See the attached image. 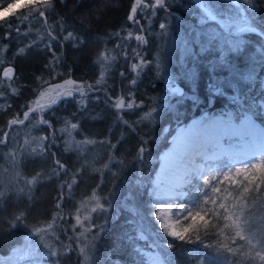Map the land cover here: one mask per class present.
Returning <instances> with one entry per match:
<instances>
[{"label": "trees", "instance_id": "obj_1", "mask_svg": "<svg viewBox=\"0 0 264 264\" xmlns=\"http://www.w3.org/2000/svg\"><path fill=\"white\" fill-rule=\"evenodd\" d=\"M19 1L15 15L5 16L12 26L0 22V264L33 257L46 264H152L147 250L165 264L239 259L207 247L215 237L203 236L202 225L199 240L195 232L185 240L167 235L156 219L152 189L160 154L193 117L229 111L236 121L251 113L264 126V0H251V7L237 0L256 30L236 34L217 21H201L193 0H165L136 27L129 16L137 0H53L51 8L41 6L43 17L34 13L24 22L17 16L28 12L22 7L27 0H0V10ZM208 4L220 17L234 10L228 0ZM101 53L110 57L103 67ZM140 58L146 64L133 73ZM66 80L80 84L83 97L68 95L46 106L41 115L47 123L35 122L31 113L24 119L48 86ZM123 96L133 107H115ZM86 140L95 143H80ZM251 158L222 156L209 170L235 169ZM37 173L36 182L27 183ZM206 176L187 185L184 202L193 215ZM93 192L103 209L92 210ZM247 214L259 235L264 195ZM36 228L46 230L43 237ZM85 245L87 260L80 251ZM18 248L30 255L11 261Z\"/></svg>", "mask_w": 264, "mask_h": 264}, {"label": "snow or ice", "instance_id": "obj_2", "mask_svg": "<svg viewBox=\"0 0 264 264\" xmlns=\"http://www.w3.org/2000/svg\"><path fill=\"white\" fill-rule=\"evenodd\" d=\"M249 7L252 6L251 0H247ZM53 0H27V2L22 5L28 9L26 14L17 16V19L21 22L27 21L32 14H38L43 17L45 12L41 10V6L44 9L52 7ZM137 3H141V0H137ZM163 0H155V5H148L149 7L162 6ZM9 8L12 7L11 4L8 5ZM133 13L136 11V6H133ZM15 15V13H13ZM132 19V16H129ZM0 22L7 24L8 27L12 25L7 22V18L0 16ZM247 24L248 21H245ZM164 25H161L163 28ZM246 30V29H241ZM19 31V29H17ZM131 35V33H130ZM68 37H72V33L68 34ZM137 40H143L142 36H137ZM23 52V49L20 50ZM102 64L107 62L110 57L105 53H101ZM134 68L138 67L133 65ZM11 69L5 71V76H8ZM104 72H101V79H103ZM74 83L71 81H65V84ZM100 83V81H97ZM59 88V86H55ZM90 87V86H89ZM81 92L83 88L79 89ZM43 95V93L41 94ZM65 95H71V92H65ZM133 107L131 103L125 105L123 99L117 102L115 107ZM44 105L36 101V108H29L25 112L24 119L29 118V113H34L38 109L42 110ZM155 111V109H153ZM146 116H151V113H147ZM47 123V121H42ZM11 124H23V119H13L10 121ZM71 127L74 129L77 125L72 124ZM5 139L7 134H4ZM44 139V138H42ZM5 140H0V143H4ZM27 143V141H26ZM84 143H95V141H82ZM143 151V149H141ZM56 163L60 165L59 161ZM107 165H105L106 167ZM234 173V175H233ZM39 177V173L27 181L29 184L36 182ZM216 181V183H213ZM71 187V185H69ZM202 193V198L194 203L196 209L195 215H193L192 208L185 204H172L167 205L169 210L176 209V216L179 218L182 213H187L185 217L191 219V223L187 225L182 231H177L174 228H170L167 223L162 222L161 228H163L167 235L174 237L175 239L185 240L190 239L189 233L195 232L196 239H201V225L203 229V236L209 237L214 236L215 239L212 240L210 244L207 245L209 248H214L220 254H229L232 257H239V259L232 262V264H244V261L251 260L253 264L259 261L260 264H264V231H260L259 235L251 230L252 218L247 214V210L251 208L255 203L256 199L261 195H264V146L261 147L260 153L257 156L253 152L252 158L247 163H241L240 167L235 169L228 168L223 172H216L209 170L207 176L203 179V185L198 189ZM95 202V207L93 211L97 209H103V204L99 202L100 198L96 196L93 192L90 198ZM164 207V205H161ZM157 220H165L166 217L162 216L160 213H156ZM79 221V217H77ZM55 223V217L52 223L47 225V230H51L53 224ZM35 233L41 235L45 233L44 228L34 229ZM243 241L244 243H239ZM168 248L172 247V244L167 245ZM87 248L85 245L80 249L81 254L85 255V260L89 259L87 256ZM152 264H163V261L159 255L151 257Z\"/></svg>", "mask_w": 264, "mask_h": 264}, {"label": "rangeland", "instance_id": "obj_3", "mask_svg": "<svg viewBox=\"0 0 264 264\" xmlns=\"http://www.w3.org/2000/svg\"><path fill=\"white\" fill-rule=\"evenodd\" d=\"M22 0L21 2H23ZM195 2V6L199 8L201 11V21H205L207 19H211L214 21H217L220 26L224 29H226L229 33H239L242 30L241 29H254L250 25L245 23V20L247 19L244 10L240 7L237 0H228L230 3V6L234 8V10H226V13L223 17H220L218 13L212 9L208 2L209 0H193ZM20 4V1L17 3L12 4V7H6L2 10H0V16H7L14 12V10L17 8V6ZM165 0H163L162 6H164ZM148 5H155V0H141V3H136V11L132 14L133 17V24L134 26H138L139 24H142L143 19L148 17H152L157 14L158 8L162 6H154L149 7ZM176 17L179 19V13H175ZM245 31V30H243ZM136 36H139V32L135 33ZM139 41V40H138ZM106 64L105 62H103ZM146 64V62L143 61L142 58L135 61L134 65H137L138 67L134 68L132 67L133 73H138L139 68L143 67ZM11 69L12 67L8 66L3 69L2 71V77L6 80H9L11 77L5 76V71ZM5 80V81H6ZM71 81V80H66ZM73 82V81H71ZM55 86H59V88H56ZM264 86V81H263ZM83 88L80 84L77 83H68L65 84V81L59 84H53L48 86L44 91L43 95H40L37 100H39V103L44 105L43 109L53 103H56L61 97L68 96L65 95V92L70 91L71 95H82L85 94V89L83 88V91L81 92L79 89ZM179 88H175L174 91H178ZM69 95V96H71ZM230 98L232 99L233 103L238 102V97L236 95H231ZM82 99V98H81ZM84 99V98H83ZM123 99V102L125 105L128 103L133 102V99L129 97H121ZM36 100V101H37ZM36 101L35 106L33 108H36ZM241 106V105H240ZM127 107V106H126ZM262 112L264 113V102L261 103ZM42 110H37L32 114V117L34 116L35 122H42ZM36 115V116H35ZM194 118L199 120V124L202 128L211 129V127H217L218 128V134L219 137L215 140H212V142H209V140H205L203 148V152H198L193 154L192 157L189 158V161L187 166V170L184 172V175L181 177L178 174L177 169H179L178 166L170 168V167H163L161 165V156H167L170 149L172 141L170 139V145L162 151L159 157V166L155 173L154 177V187L152 189L153 197L158 205V213H160L162 216L166 217L165 220L160 221V224L162 222L167 223L170 228H174L177 231H182L189 222L191 223L190 218H185L187 216V213H182L181 216L178 218L176 216V209L169 210L167 205L172 204H185L184 197L186 195V189L187 185L193 178H203L206 173L209 171V162L211 160H215L222 156H245V157H252L253 152L256 153L258 156L261 150V147L264 146V126L258 122L254 116L251 113H243L241 118L239 120L234 119L233 115L227 111L225 112V115H210L208 112H205L201 114L200 116H195L190 121H193ZM189 121V122H190ZM202 121H204L202 123ZM181 124L175 132L180 129L183 130L188 125V123ZM43 123V122H42ZM174 132V133H175ZM173 133V134H174ZM171 138V137H170ZM201 154V157L197 158V154ZM237 159V158H236ZM177 184V185H176ZM161 205H164V207H161ZM190 208L191 206L188 205ZM24 249L18 248L14 251V253L11 255V261H17L20 260V258H26L27 255H30V253L24 254ZM147 256L151 260V257L159 255L154 250H147L146 251ZM160 257V255H159ZM162 260V259H161ZM152 261V260H151ZM163 261V260H162ZM17 264H46L39 258H30L28 260L23 261L22 263ZM163 264H165L163 262Z\"/></svg>", "mask_w": 264, "mask_h": 264}, {"label": "bare ground", "instance_id": "obj_4", "mask_svg": "<svg viewBox=\"0 0 264 264\" xmlns=\"http://www.w3.org/2000/svg\"><path fill=\"white\" fill-rule=\"evenodd\" d=\"M218 137L217 127H211L207 131V129L200 126L199 120L194 118L193 121L188 123L185 129H178L171 136V149L167 156H161V165L170 168L178 166V174L182 177L187 170L188 163L186 162L189 161V158L195 153L204 151L202 146L206 145L205 140L212 142V140ZM201 155L202 153L197 154V158L201 157Z\"/></svg>", "mask_w": 264, "mask_h": 264}, {"label": "water", "instance_id": "obj_5", "mask_svg": "<svg viewBox=\"0 0 264 264\" xmlns=\"http://www.w3.org/2000/svg\"><path fill=\"white\" fill-rule=\"evenodd\" d=\"M12 75V70H11V72L9 73V75L8 76H11Z\"/></svg>", "mask_w": 264, "mask_h": 264}]
</instances>
